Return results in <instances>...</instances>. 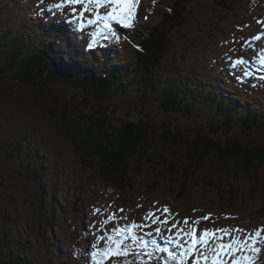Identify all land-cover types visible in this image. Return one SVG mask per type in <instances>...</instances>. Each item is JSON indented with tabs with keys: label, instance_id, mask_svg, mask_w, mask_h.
<instances>
[{
	"label": "rangeland",
	"instance_id": "obj_1",
	"mask_svg": "<svg viewBox=\"0 0 264 264\" xmlns=\"http://www.w3.org/2000/svg\"><path fill=\"white\" fill-rule=\"evenodd\" d=\"M5 1L12 5L20 3V0ZM176 1L140 0L135 21L131 26L137 27L142 19L159 22L165 16L168 7L175 6ZM21 2L24 9L31 7L37 11L31 10L33 13L29 17L32 19L38 13H47L45 17L51 16L44 19V26L38 21L30 22L34 34L28 30L23 31L21 28H26L17 22L16 24H21L19 25L21 28L19 27L15 34L18 40L24 33L34 43L41 42V47L36 44L40 51L43 45H48L53 52L48 58L55 68L62 66V70L67 68L74 70L79 64V68H87L91 71V69L96 70L95 62L99 61L103 64L104 73L118 66L124 71L127 66L124 60L131 63L132 54L130 51L122 53L113 36L103 29V20H99L94 25L87 23L90 18L96 19L97 16L103 17L111 12V6L105 4L103 7H97L92 3L90 10L81 20L78 12H73V8L82 9L84 7L82 4H64L60 9H56L53 5L61 4V0H22ZM186 2V11H182V5L178 6L176 9L178 17L169 26L167 38L171 41L165 60L153 70V76L157 77L153 81L159 78L157 90L146 85L144 88L137 87L135 80H142L145 75L142 72L135 73L136 67L133 65L131 75L123 74V77H126L123 81L133 82L130 91L116 93V87H113L112 94L106 98L97 100L93 97L89 100L91 101L89 105L92 104L90 108L87 107L88 102L85 100L88 96L83 97L88 95L87 92L72 86L71 81L61 79L60 73L52 69L47 70L56 80L49 75L41 80L32 77L39 69L37 57L31 55L13 57L12 49L2 47L7 57L5 60V55L3 54L4 57L0 55L2 57L0 60V264H15L17 261L26 264H47L49 257L58 260V264H71L69 259L76 264H92L87 259L89 253L93 251L91 246L93 244L103 246L97 237L102 234L99 229L104 226L105 217L111 213H115V217L113 223L106 225L108 229L133 221L149 224L150 227L142 229L145 234L153 233L151 236H146V239L156 240L160 247H167L176 252H179V249L167 242L168 225H159L163 237L156 235L154 229L158 225L152 223L151 219L145 220L149 213L155 212L161 219L167 216L169 225L174 221L183 222L186 217L190 218L191 222L209 213L212 214V219L202 221L200 228L238 226L254 231L264 225V165L254 171L255 173L253 169H248L244 165L241 167L239 174L235 175L231 182L236 188L239 186V196L235 199L227 196L220 198L218 192L209 188L210 185L203 180L204 177L209 178L210 174L218 175L220 179H223V175H227L226 171H220L219 168L227 170L231 168L228 166L234 165V162L223 159L222 153L214 154L215 164H206V161H203L202 168L187 177L183 194L180 189L184 182L182 176L185 171L179 172L175 177L164 169V164L167 165L170 161L174 162L176 169L174 173H178V169L183 171V167L186 170L192 168L188 167L184 160L186 147L199 135L213 136L214 121H224V115L219 111L216 98L227 97L229 92L235 91L232 98L225 99L245 109L248 101L239 102V99L243 98V93L238 92L240 86L237 85V79H240L242 84L248 85L253 84L254 79L264 78V68L259 66V64L264 65L260 62L261 58H264V37L260 40L252 39L253 36L264 33V0H232L227 3L225 0H187ZM221 3L224 7L220 6ZM17 18L16 16V21ZM81 23L83 29L80 27ZM110 23L113 31L120 24L114 20ZM13 26L12 32H14ZM46 26H53L50 32L58 33L55 35L60 39V43L53 37L45 39L46 36L48 37V32L44 30L50 28ZM121 29L123 30V27ZM123 32L117 33L115 38L117 39L118 34H121L118 36L120 40L124 35ZM63 36L67 37V40L64 41ZM128 46L137 47L135 44ZM16 47L13 49L18 52ZM88 49L91 51L88 53H92L93 56H87ZM97 50L111 52L117 60V57H120L121 62L118 61L120 65H116L117 63L112 59L109 66H104L103 61L96 59ZM180 54H183L185 59L178 63L175 58ZM63 55L65 61L62 59ZM215 57L219 58L216 61L218 65L215 64ZM241 57L244 58L245 63L237 66L235 60ZM39 58L41 56L38 54ZM200 60H203V66L199 67L200 73L209 81V94L206 90L202 92L196 90L189 82H186L184 89L185 91L192 89L193 93L200 92L204 97L211 95L210 98L207 97L208 99L202 101L201 96L195 100L188 95L185 100L186 107L184 103L181 106V113H167V110L165 112L162 100L166 99L170 90L167 82L162 83V80H167L166 75L173 71H181L182 80L192 79V74L196 73L198 68L192 72L191 67ZM18 62H22L25 67H20ZM221 66H226L227 70L229 67V74L222 75L221 78V74L211 73L216 67L221 68ZM40 72L45 71L40 70ZM151 74L145 76L149 81H152ZM225 81H229L232 85H228ZM217 87L220 88L218 92H216ZM183 93L180 90V94ZM252 98L254 101L259 98L264 105V95L258 98L254 95ZM258 106L260 105L256 104V107ZM83 115H88L89 118L97 116L111 119L110 121L115 125L117 121H114V118L150 119L149 122L153 124L152 129L155 128L156 132L151 135L149 144H146L147 150L152 149L163 154L164 164L161 166L156 162L151 163L146 158L133 160L132 169L128 171L129 177L118 173L104 174L100 170L102 166L99 163H96L98 166L95 167L90 166V162L84 164L67 133L72 128H61L60 124L65 116L77 124L82 121L80 118ZM153 115L156 117L152 118ZM168 116L169 119H166ZM84 120L87 122L88 119L84 117ZM118 122L121 124V121ZM164 123H167V127L173 133H182L183 137L170 140L164 138L163 132L167 131ZM239 125L240 122L234 120L232 128L236 133L227 135L224 128L218 133L225 136V140L231 136L244 141L251 149L264 147V133L255 131L252 135H243L238 132L241 129ZM138 163L140 165L137 166ZM195 181L199 184H195ZM256 184H258L256 195L252 198L246 197L247 194L252 195L250 187ZM165 207L170 210V214L163 211ZM96 209H100L99 214L95 212ZM61 211L63 212L60 213ZM47 213L53 217L52 226L42 222V218ZM57 244L65 255L60 256L61 252L57 253L59 249ZM78 257L83 260H78ZM133 258L130 256L129 260ZM108 264H113V261H109ZM136 264H176V262L166 253L157 251L150 261L146 257L136 258ZM186 264H191V261H186ZM259 264H264V252L259 256Z\"/></svg>",
	"mask_w": 264,
	"mask_h": 264
},
{
	"label": "trees",
	"instance_id": "obj_2",
	"mask_svg": "<svg viewBox=\"0 0 264 264\" xmlns=\"http://www.w3.org/2000/svg\"><path fill=\"white\" fill-rule=\"evenodd\" d=\"M187 0H177L174 4L175 6L168 7V10L165 12V16L159 20V22L151 21L145 28H139L138 30L131 32L129 35V38H127L129 44H135L137 47H127L130 53L132 54V60L131 63L127 62L126 60V69L124 71L113 68L112 71H105L106 74H103V72L99 69L100 67L104 69L102 66L103 64L99 65L98 63H101L99 61H96L95 67L96 70L91 69L88 70L87 68H78L73 72H67L65 70H62V67L55 68V66L51 63L50 59L48 58V55H51L53 52L50 50V47L48 45H45L43 47V56L38 59V56L35 55V52L32 51L33 49L28 48L26 45H32L35 49H38L36 47L37 43L32 42L27 36L23 33V37L25 38L24 41L22 38H20V43L22 45L20 46V50L24 48V50L30 49L32 51L31 56L37 57L36 60H38V68L45 72H40V70L36 72V75L32 76L35 79H43L46 75H49L52 77V79L56 80L53 75L49 74L47 72L48 69H52L61 75V79L65 81H71L73 84L72 86L83 89L87 92L88 95H84L83 97L85 100H87V107H92V104H90L93 97L97 100H102L103 98H106L110 94H112L111 88L116 87L115 92L126 93L128 90V87H131L133 82L129 81H123V74L124 76L132 73V66L134 65L136 67L135 73L142 72L146 77L150 76L152 77V81H149L144 77H142V80H135V83L137 84V87L144 88V85L148 86V88H152L154 90H157L158 88V82L153 81L154 79H157L156 76H153V70L155 69L156 65H160L163 60H165L168 47L170 45V39L167 38V34L169 31V26L171 23L176 21V18L178 17V13L176 11L177 7L181 6L182 11H186L187 6ZM228 1L232 0H225L227 3ZM18 3V2H17ZM20 2L19 4H21ZM3 3H0V13L4 12L5 16L7 17V24H4L3 29L11 30V27L15 24L11 17V10L3 9L2 6ZM221 7H224L223 4H220ZM21 10V8H19ZM51 17V16H50ZM48 17H44L46 19ZM1 19V16H0ZM17 20L25 24L26 21L31 22V20L28 18L27 20L25 17L17 18ZM53 21V20H52ZM54 22V21H53ZM55 24H57L55 22ZM0 23V28H1ZM16 27L18 24L15 25ZM14 26V31H15ZM59 27V25L57 24ZM26 28V27H25ZM23 29V27H22ZM27 29V28H26ZM59 29V28H58ZM31 34H34L33 31L30 29H27ZM6 34V32H4ZM1 36V34H0ZM65 39L67 40V38ZM8 44V45H7ZM11 45V46H9ZM2 47H9L11 50L12 48H15L16 46L14 43H10L6 39V35H4L0 40V48ZM17 51L14 52V57L21 52L18 47ZM141 49V51H140ZM13 51V50H12ZM37 53V51H36ZM48 53V54H46ZM93 56V55H92ZM114 55L110 54L107 57L109 59L105 60V63L110 64L112 61L110 58L115 59L116 65H120L118 63V60L115 58ZM89 57V56H88ZM97 60H103L104 58L101 55L96 56ZM184 56L183 54L178 55L175 58V61L178 63L183 62ZM35 60V58H34ZM215 60V64L218 65V63ZM16 64V63H14ZM20 67L23 66L22 62H18ZM203 66V60H200L197 62V64H194L191 67V71H196V68H198V71L196 73L192 74V79L190 80H182V72L181 71H173L170 74H167V80H162V83L168 84V88L170 90V94L166 97V99L162 100L163 109L167 110L168 112H178L181 113L182 109L181 106L184 103L186 107V97L189 95L194 98L195 100L198 99L199 96H201L200 92L193 93L194 90L190 89L185 91L184 86L186 82H189L191 85H193L196 90L198 91H207L209 94V81L204 79V76L200 73V68ZM226 66H221V68H215L213 70L214 74H221L226 76L229 74L228 71H230V68L228 67V70L226 69ZM88 70V71H84ZM225 70V71H223ZM27 71V70H26ZM64 71V72H62ZM25 75H28L25 73ZM184 77H186L184 75ZM228 85H232L229 81H225ZM127 84V85H126ZM237 84H239L238 92L243 93V98L239 99V102H246L248 101V105L244 108H241L238 104L234 103L233 101L227 102L225 98H232L235 94V91L229 92V95L227 97L221 96V98H216L218 100V108L222 115H224V121L221 122L214 121L213 123V130L215 134L211 137L209 136H203L199 135L191 140V143L186 147L185 149V156L184 160L186 162V165L189 168V170H186L185 167H183V171L178 169V173H174L176 170L174 167V162L170 161L167 165L164 164L162 161L165 159V156L159 152L153 151L152 149L149 151L147 150L151 135L156 132L155 128L152 129L153 124L149 122L150 119H146L145 117H137V119H126L122 117V120L120 118H114L113 120L117 121V125L112 123L110 121L111 119H105V118H99L97 116L89 118L88 115H83L82 118H80L82 121L78 122L77 124H74L71 120H69L68 117L65 116V118L61 119L60 125L61 128H72L67 131L68 135H70V139L72 144L75 147V150L77 154H79L82 157V161L84 164L89 163L90 166H98L99 163L102 167L100 170L104 174L109 173H118L120 175H123L124 177L128 176V171L132 169V161L136 160L139 161L140 158L147 159L151 163H159L161 166L164 164L166 170L168 172L170 171L171 175L179 174V172H184L183 177V184L181 186V193L185 191V183L187 180V177L190 174L196 173L197 170L202 168L201 164L203 161H206L207 163H210L211 165L215 164L214 162V154L220 155L222 153L224 155L223 159L225 160H231L234 162V165L228 166L231 168L220 169V171H226L227 175H223V179H220L218 175L211 174L210 177H204L203 180L207 182L209 188L215 189L216 192H218L219 197L223 198L225 196L235 199L239 195L238 187L233 186L231 183L234 179L235 175L239 174V170H241V167L244 165L248 169H253L254 171L260 169L264 165V147H256L254 149H251L246 146L244 141H239L231 136H229L228 140H225V136H222L218 133V131L222 132V128L225 129V134L230 135V133H236V131L233 130L232 126L234 123V120H238L240 122V132L241 134H248L252 135L255 131H260L261 133H264V108L262 106L256 107V104H261L260 101L253 100L252 96H260L264 95V80L262 78L254 79L253 84L244 85L242 84V81L237 80ZM235 88V87H234ZM111 90V92H110ZM180 90L184 92L183 94H180ZM173 91V92H172ZM220 91V88H216V92ZM150 92H153L150 90ZM194 94V95H193ZM196 95V96H195ZM214 95V94H213ZM211 95H208L206 97L201 96L204 101V99L210 98ZM197 97V98H196ZM208 97V98H207ZM149 97L147 96L146 99ZM145 99V100H146ZM214 100V101H216ZM180 106V107H179ZM184 109V107H183ZM192 109H190L191 111ZM115 111V110H114ZM137 115V112H136ZM84 117H86L88 120L85 122ZM169 117V116H168ZM166 119H169V118ZM225 117H227L225 119ZM105 119V120H104ZM121 121V124L118 122ZM89 124V125H88ZM84 125H88L85 126ZM93 125V126H92ZM165 127H167V123L163 124ZM83 127V128H79ZM242 131V132H241ZM163 137L170 140L171 138H182V133H173L170 128L167 127V131L163 132ZM227 137V136H226ZM84 153V154H82ZM163 158V159H162ZM90 159V161H89ZM95 162V164L93 163ZM226 162V161H225ZM224 162V163H225ZM140 165L139 163L137 166ZM198 167V168H197ZM181 168V167H178ZM216 169H218V166L216 165ZM218 172V171H217ZM231 177V178H229ZM237 178V176H236ZM200 181V180H199ZM201 183V181L199 182ZM195 181V184H199ZM261 184V183H259ZM207 187V188H208ZM258 189V184L251 185L250 192H252V195H246L248 198H252L256 195V190ZM187 192H185V195ZM42 206V205H41ZM61 250H59V253ZM53 257H49L47 264H58V260L54 259ZM78 260H83V258H80ZM69 262L71 264H76L74 261L69 259ZM26 264L24 262L17 261L15 264Z\"/></svg>",
	"mask_w": 264,
	"mask_h": 264
},
{
	"label": "snow or ice",
	"instance_id": "obj_3",
	"mask_svg": "<svg viewBox=\"0 0 264 264\" xmlns=\"http://www.w3.org/2000/svg\"><path fill=\"white\" fill-rule=\"evenodd\" d=\"M95 3L97 7L105 4L111 6V12L103 17L97 16L96 19H88L89 25L96 24L103 20V29L115 37L116 33L112 30L110 21H118L120 24L131 26L136 18L137 7L140 0H61V4L53 5L60 9L62 5H84L82 9L73 8V12H78L81 20L84 14L90 10V5ZM83 29V24L80 25ZM264 33L253 36V40H260ZM95 41H93L94 43ZM92 45L90 44L89 47ZM264 63V58H261ZM245 63L244 58L235 60L237 66ZM123 211V209H119ZM165 213L170 214V210L165 207ZM95 212L99 214L100 209ZM115 213L108 214L104 220V226L99 229L102 233L98 240L103 246L93 244L92 252L87 259L92 264H136V258L146 257L149 261L157 251L166 253L167 256L176 264H259V256L264 252V225L254 231L240 227L223 228H200L202 221L212 219V214L197 217L195 220L185 218L183 222L174 221L169 225L167 216L161 219L155 212L149 213L145 220H152L158 226L154 229L156 235L163 237L160 224L168 225L167 242L172 244L179 252L167 247H160L156 240L149 241L146 236L153 233H143L142 229L150 227L149 224H141L135 221L129 224H121L118 227L108 229L107 224L114 222ZM234 218V217H229ZM119 219V218H118ZM175 230V231H174ZM106 233V235H105ZM134 257L129 260V257Z\"/></svg>",
	"mask_w": 264,
	"mask_h": 264
},
{
	"label": "bare ground",
	"instance_id": "obj_4",
	"mask_svg": "<svg viewBox=\"0 0 264 264\" xmlns=\"http://www.w3.org/2000/svg\"><path fill=\"white\" fill-rule=\"evenodd\" d=\"M3 1H5V0H0V3H3L2 4V8L3 9H9V10H11L12 11V13H11V17H12V20H13V22L15 23L14 24V26L16 25V23L17 22H19V21H16V16L20 19V17H24L25 16V18L27 17V18H29L31 21H38L39 23H40V25L41 26H44V24H45V22H44V20H43V18L45 17V16H47V13H38L33 19L31 18V17H29L33 12H31L30 10H26V9H24L23 7V5L22 4H15V5H12V3H8L7 1H5V2H3ZM15 1V0H14ZM22 0H20V2H21ZM19 8H21V11H17V10H20ZM27 8H29V9H31V10H33V11H35L34 9H32L31 7H27ZM35 12H37V11H35ZM0 16H1V19H0V23H1V30L5 27L4 26V24H7L8 23V21H7V17L5 16V14H4V12H1L0 13ZM48 17H50V16H48ZM22 24V23H21ZM20 23L18 24V25H21ZM24 27H26L27 29H30L31 30V25H30V22L29 21H26V23L25 24H22ZM14 26H13V31H14ZM46 27H50L49 29H47V30H44V32H48V37L46 36V38L45 39H47V38H49V39H52V37L53 38H55V41L56 42H59L60 41V39L55 35V34H57L58 35V33L56 32V31H54V33H52V32H50V29H51V27H53V26H46ZM19 27L17 26H15V31L17 32V29H18ZM1 30H0V34H1V36H0V40H1V38L4 36V35H6V39L8 40V41H10V43H14L17 47H18V49L20 50V46L22 45V43H20V41L18 40V36L15 34V31L14 32H12V31H10V30H8V28L7 29H3L2 30V32H1ZM32 31V30H31ZM4 32H6V34H4ZM122 34V33H121ZM121 34H118V36H120ZM46 35V33H44V36ZM118 36H117V39L115 38V37H113V39H115V40H117L118 41ZM64 38H67V37H65L64 36ZM126 39L125 38V36L123 35L122 37H121V39ZM22 39H23V41H24V37H22ZM45 39H44V41L43 42H45ZM60 43V42H59ZM124 46L123 47H121V51H122V53H126V51H129L128 50V45H127V41H124ZM69 45H70V43H69ZM9 46H11V45H9ZM12 47V46H11ZM12 50H13V52H15V50L12 48ZM89 50V49H88ZM30 51V49H28L27 51L26 50H24V48L21 50V52H19L17 55H20L21 57H23V55L24 56H28V55H31V53H32V51H34L35 52V54L38 56V54H39V56H42L43 54H42V52L39 50V49H33L32 51H31V53H29L28 54V52ZM36 51H39L40 53H36ZM12 52V53H13ZM89 52H91L90 50H89ZM5 55V60H6V53H5V50L3 49V48H0V55L2 56V55ZM93 54H94V52H93ZM97 54L98 55H101L103 58H105V57H107L108 55H110V54H112V55H114L113 53H107V52H105V51H101V50H97ZM4 55L2 56V57H4ZM16 55V56H17ZM90 55H92V53H87V56H90ZM0 56V60H2L1 57ZM115 56V55H114ZM13 57H14V55H13ZM64 61L66 60L65 59V55H63V58H62ZM112 59L113 58H110V60L112 61ZM115 60V59H114ZM119 60H120V62H121V59H120V57H119ZM22 61H23V59H22ZM73 62H74V60H72ZM116 62V61H115ZM99 65H101V63H98ZM8 66H11L10 64H8ZM118 68L120 69L121 67L120 66H118ZM103 70L104 69H101V71L103 72ZM103 74H106V72L104 71V73ZM130 74H128V76H129ZM124 78H126V77H124ZM127 85V84H126ZM127 87H128V90H127V92H129L130 91V87L127 85ZM126 92V93H127ZM154 117H156L155 115H153L152 116V118H154ZM169 118V117H168ZM38 207H40V206H38ZM4 247V246H3ZM58 259V258H57ZM78 259H79V257H78ZM21 260H23V259H21Z\"/></svg>",
	"mask_w": 264,
	"mask_h": 264
}]
</instances>
